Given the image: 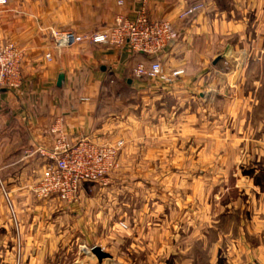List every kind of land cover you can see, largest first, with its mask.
Instances as JSON below:
<instances>
[{
  "label": "crops",
  "instance_id": "0c3cea01",
  "mask_svg": "<svg viewBox=\"0 0 264 264\" xmlns=\"http://www.w3.org/2000/svg\"><path fill=\"white\" fill-rule=\"evenodd\" d=\"M197 3L199 10L180 17ZM141 10L150 20L169 21L179 33L160 56L164 71H184L171 82L136 77L134 68L153 58L127 45L85 42L56 48L50 38L51 28L91 33L112 26L117 17L133 19ZM7 42L21 53V82L0 89V264H133L125 260L142 256L121 253L99 261L85 255L83 246L104 248L93 242L89 222L62 218L67 207L77 205L63 207L56 196L42 200L32 193L30 185L44 167L34 152L49 150L60 135L69 143L121 140L118 173L135 180L170 178L167 171L142 176L126 168L172 164L174 148L214 146L200 137L206 132L214 140L229 133L226 147L243 148L250 141L264 148V0H7L0 4V46ZM60 72L64 80L58 87ZM253 132L261 139L248 141ZM179 153L176 160L191 161ZM201 153L193 163L204 162ZM86 184L79 188L80 200L88 193ZM261 195L260 207H247L261 218L246 223H225L220 215L206 221L205 207L190 220L188 204L150 203L147 234L141 235V226L134 241L149 244L147 264H202L207 256L213 264H264V189ZM75 210L69 209L78 214ZM46 212L56 217L47 220ZM128 233L123 230V239ZM175 242L188 247L175 252Z\"/></svg>",
  "mask_w": 264,
  "mask_h": 264
},
{
  "label": "rangeland",
  "instance_id": "374dc122",
  "mask_svg": "<svg viewBox=\"0 0 264 264\" xmlns=\"http://www.w3.org/2000/svg\"><path fill=\"white\" fill-rule=\"evenodd\" d=\"M18 75L17 86L21 82L20 67ZM219 134L215 140L212 139L213 135L208 132L205 133V136H200L204 137L203 139L206 140L207 145H214L211 147L206 146L200 149L196 147L188 149L174 148L175 160L172 164L131 163L127 165V172H138L142 176L148 175L151 170L155 169L158 173H165L166 171L172 173L173 175L166 180H149V178L135 180L133 176L124 179L118 173L121 169L117 161L115 167L100 182L85 185L88 193L81 200L77 196V200L74 202L66 203L57 197L63 202V207L77 205L76 207H69V209H79V212L75 210L78 212L77 214L76 212H70L67 207V213L62 218L68 220L77 218L89 222L93 228L91 235L93 242L95 241L103 246L104 249L100 248L111 256L121 253H141L142 256L139 255L138 260H133L132 256L131 259H123L127 263L133 262V264H137V262L139 264L149 263L144 255L150 250L149 244L134 241V236L139 234L138 229L141 226L144 227L141 235L145 237L147 234L146 229H148L147 225L151 215L149 211L150 203L159 205L168 203L173 206L182 203L188 204L190 206V220H197L201 213L198 214L197 210H203L204 207L206 221L213 220L215 215H220L219 218L222 221L225 220V223L236 219L246 223L247 220H251L252 216V218L260 219L261 214H256L252 210L253 208L249 212L247 207H251L253 204L255 208L260 207L261 201L259 200L262 198L261 193L264 189V148L261 143H251L249 141V139H259L261 133H246L247 137L245 138L249 142L243 148L226 147L225 140L230 139L229 133L222 132ZM220 144L223 145L219 146ZM121 148L118 150V155ZM180 151H183L184 156H189L191 161L188 164H182L180 160H176V157H181ZM198 153H201L204 161L199 165L192 162V158ZM198 174L201 177L199 179ZM183 188H187L189 194L185 195L182 191ZM155 189H157L156 192ZM52 197L42 200H50ZM178 215V211L175 210L174 219H178L176 218ZM55 217V213L46 212L47 220H52ZM123 230L129 232L125 235V239L122 235ZM233 230L235 231V228ZM184 231L187 232V230ZM213 234L212 230L210 235L213 236ZM81 244H79V249H81ZM93 246H83L81 252L84 253ZM187 247L186 244L175 242L173 250L180 253ZM161 250H164V248L162 247ZM212 250L213 246L207 247V254ZM71 254H73V249L69 252V255ZM139 257H142V259ZM160 262L165 261L160 260L158 263ZM175 262L181 263L182 261L178 259ZM221 262L224 263V261ZM202 264H213V261H209L207 256Z\"/></svg>",
  "mask_w": 264,
  "mask_h": 264
},
{
  "label": "built area",
  "instance_id": "2783aa9c",
  "mask_svg": "<svg viewBox=\"0 0 264 264\" xmlns=\"http://www.w3.org/2000/svg\"><path fill=\"white\" fill-rule=\"evenodd\" d=\"M1 5L7 0H0ZM202 7L197 3L186 7L180 17L192 15ZM56 48L73 47L81 43L127 45L132 51L150 56V64L139 63L133 70L139 78H161L166 82L183 74V69L164 71L160 56L165 49L179 37L175 27L166 20H150L144 11H139L133 19L117 17L112 26L91 33H78L72 29H49ZM45 58L50 60V55ZM21 53L16 46L7 42L0 46V89L14 87L19 78ZM121 140L114 144H96L81 138L75 143L66 141L60 135L49 150L38 149L34 153L44 160V167L30 185L32 193L39 199L52 196L71 203L77 200L82 183L100 182L117 164ZM125 227L124 224H122ZM91 249L84 251L90 254ZM72 264H82L75 260Z\"/></svg>",
  "mask_w": 264,
  "mask_h": 264
},
{
  "label": "water",
  "instance_id": "95a60500",
  "mask_svg": "<svg viewBox=\"0 0 264 264\" xmlns=\"http://www.w3.org/2000/svg\"><path fill=\"white\" fill-rule=\"evenodd\" d=\"M223 56H217L214 60H213V64H216L218 62V60H220ZM63 80H64V73L63 72H60L58 74V77H57V81H56V85L58 87H60L63 83ZM92 250V253L96 256V258L101 261L102 259H105V258H110L111 255L105 251H103L100 247L98 246H93L91 248Z\"/></svg>",
  "mask_w": 264,
  "mask_h": 264
}]
</instances>
